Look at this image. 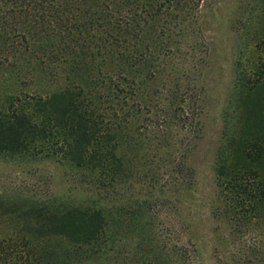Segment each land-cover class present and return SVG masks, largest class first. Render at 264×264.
Returning a JSON list of instances; mask_svg holds the SVG:
<instances>
[{"label": "trees", "instance_id": "1", "mask_svg": "<svg viewBox=\"0 0 264 264\" xmlns=\"http://www.w3.org/2000/svg\"><path fill=\"white\" fill-rule=\"evenodd\" d=\"M258 1L260 39L245 45L241 58L250 49L254 56L246 65L240 60L235 74L244 121L216 169V222L231 235L253 233L252 248L233 264H264V0ZM203 3L0 0V159L51 161L86 197L28 195L10 204L18 223L0 238V264H192L197 252L186 245L157 243L155 251L141 208L123 218L118 144L123 127L137 119L196 122L199 87L170 79L188 35L206 49L197 17ZM38 77L61 84L40 91ZM184 167L178 164L176 174Z\"/></svg>", "mask_w": 264, "mask_h": 264}, {"label": "rangeland", "instance_id": "2", "mask_svg": "<svg viewBox=\"0 0 264 264\" xmlns=\"http://www.w3.org/2000/svg\"><path fill=\"white\" fill-rule=\"evenodd\" d=\"M259 3L204 0L197 17L205 51L196 48L192 34L180 43L170 81L185 85L190 80L199 87L196 122L183 125L174 119L167 123L137 119L125 125L120 134L119 155L125 178L121 185L123 203L117 208L122 209L126 222L133 210L141 208L147 224L144 233L156 240L155 251H159L158 245H186L197 252L192 264H233L234 256L238 259V254L252 248L253 233L231 235V228L222 221L218 224L214 213L220 151L228 139L241 132L244 121L235 74L240 60L246 65L254 56L250 49L241 58L245 45L260 39L255 12V8L261 10ZM36 80L40 91H52L61 84L39 77ZM178 164L185 166L183 175L176 174ZM71 189L63 169L51 161L15 163L0 159V238L9 236L18 223L9 212L10 204L20 203L28 195L69 202L86 198L83 192Z\"/></svg>", "mask_w": 264, "mask_h": 264}]
</instances>
